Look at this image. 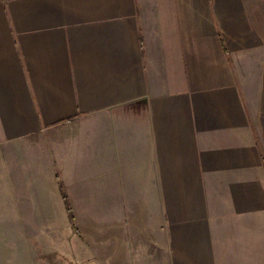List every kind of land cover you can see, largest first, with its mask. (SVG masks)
I'll return each mask as SVG.
<instances>
[{"label": "crops", "instance_id": "obj_1", "mask_svg": "<svg viewBox=\"0 0 264 264\" xmlns=\"http://www.w3.org/2000/svg\"><path fill=\"white\" fill-rule=\"evenodd\" d=\"M0 264H264V0H0Z\"/></svg>", "mask_w": 264, "mask_h": 264}, {"label": "trees", "instance_id": "obj_2", "mask_svg": "<svg viewBox=\"0 0 264 264\" xmlns=\"http://www.w3.org/2000/svg\"><path fill=\"white\" fill-rule=\"evenodd\" d=\"M62 189H63V188H62ZM63 194H64V198H65L66 203H67L68 211L70 212V206H69V202H68L67 196L65 195L64 192H63Z\"/></svg>", "mask_w": 264, "mask_h": 264}]
</instances>
